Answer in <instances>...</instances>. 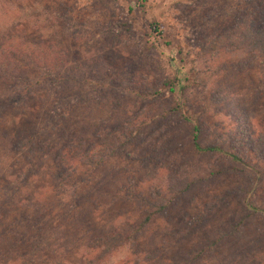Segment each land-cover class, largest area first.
<instances>
[{
  "label": "rangeland",
  "instance_id": "obj_1",
  "mask_svg": "<svg viewBox=\"0 0 264 264\" xmlns=\"http://www.w3.org/2000/svg\"><path fill=\"white\" fill-rule=\"evenodd\" d=\"M227 2L0 0V36L14 31L16 36L27 35L29 40L36 39L46 52V48L50 49L51 54L46 57L48 60L58 55L63 63L68 62L64 70L67 74L126 83L125 86L121 83L126 90L124 94L119 93L122 89L111 88L110 91L101 89L96 96L94 93L83 95V101L77 102L72 111L69 110L70 113L66 111L68 116L61 125H78L86 129L89 124L100 120L114 122L117 116L111 111L112 106L114 109L119 105L122 110L126 107L129 115L137 114L138 124L146 122L145 127H149L146 128L145 138L138 139L128 153L111 159L96 171H82L65 186L60 182L56 185L49 155L29 158L4 147L14 136L13 133L35 129L49 148H55L60 137L48 123L46 112L52 108L51 103H40L36 96L24 103H16L5 116L0 115V206L7 209L2 211L0 223L8 229L6 237L11 240L17 237L12 230V226L17 225L16 220H28L20 224L22 228L31 220H40V216L47 221L67 222L72 220L67 215L75 209L82 215L87 213L85 218L89 220H114L118 223L133 220L137 205L124 203L119 196H115L123 182L127 183L126 176L135 175L141 167L136 159L143 154L148 159H157L165 152L167 155L175 153L172 156L175 161L180 156L176 152L181 150L182 154L188 152L184 165L195 168L196 179L206 178L204 175L214 169L233 167L234 171L230 173L232 176L215 183L205 182L194 189L184 197V204L172 210V219H158L160 221L148 232L149 237L158 229H168L171 224L182 220L185 210L193 216L207 211L204 207L214 203L213 197L223 196L221 194L228 190L241 193V197L235 194L228 203L221 204L207 217L213 226L224 225L229 220H264L263 212H253L246 206L250 203L264 210V174L263 179H257V174L264 172V98H258L257 94L263 80L259 68L252 59H249L252 65L247 72L234 68L231 64L246 61L247 55H216L203 50L204 46H200L196 39L199 30L211 33V29L216 28L218 20L225 17L223 13L228 10ZM237 3L234 2L235 6ZM40 58L45 60L41 55ZM181 68L185 70L188 86L181 100L168 92L148 97L149 90L162 91L163 82L177 76ZM40 74L35 72L33 76ZM0 90L3 91L4 87ZM69 91L65 93L67 96L75 95ZM135 91L141 94H135ZM175 108L200 120L205 145L218 144L231 151L242 152L250 158L253 169L247 167L245 172H238L236 169L240 165L221 155L192 156L188 150V136L192 128L189 123L183 124L174 118L160 120L162 123L153 121L162 114L169 116ZM23 115V120L15 121L16 117L22 118ZM164 174L165 177L170 175L167 170ZM21 176L25 183L22 181L19 186L15 181L20 179H15ZM85 180L91 181L83 182ZM107 182L112 185H105ZM85 183L88 184L86 187ZM77 188L90 202L83 201L82 205L78 203L71 207L69 197L77 192ZM12 197L17 200L16 203L11 202ZM21 199L25 201L21 202ZM94 199L99 203L96 200L92 202ZM53 224L56 227L59 223L54 221ZM50 226H46L47 231L43 232L46 238L43 254L49 257L46 261L41 259L39 264H63L61 257L64 251L60 247L63 235L58 232L56 236L48 237ZM31 237L40 239L41 232L36 231ZM195 238L198 239V236ZM128 255V247L121 248L110 257L109 264H124ZM258 256L263 258L264 264V251Z\"/></svg>",
  "mask_w": 264,
  "mask_h": 264
},
{
  "label": "trees",
  "instance_id": "obj_2",
  "mask_svg": "<svg viewBox=\"0 0 264 264\" xmlns=\"http://www.w3.org/2000/svg\"><path fill=\"white\" fill-rule=\"evenodd\" d=\"M227 1L228 10L223 13L225 17H217L220 18L218 25L211 29V33H206L209 32L208 29L206 32L199 30L196 39L200 46H204L203 50L216 55L223 53L247 55L246 61L231 64L241 71L247 72L251 67L252 63L249 59H252L253 63L256 62L263 79L257 94L258 98H264V0ZM235 1L238 2L237 6L234 4ZM132 29L130 23V31ZM46 50L47 52L36 39L29 40L27 35L16 36L14 31L0 36V88L4 87V92L0 90V96L3 95V98H0V115L5 116L16 103H24L27 99L38 96L40 103L48 101L52 105L46 114L48 123L52 130L58 133L60 142L55 148H49L44 138L34 129L26 133H13L14 136L4 147L14 154L28 155L29 158L41 154L49 155L56 185L60 182L67 186L82 171L86 169L96 171L111 159L128 153V149L132 148L138 139L145 138L146 128L149 127H145L148 124L146 122L138 124L136 120L138 115H129L130 112L126 107L122 110L119 105H115L114 109L112 106L111 111L117 116L114 117V122L100 120L98 123L89 124L86 129L78 125H61L62 120L68 116L67 112L72 111L74 105L83 101V95L90 96L94 93L96 96L101 89L110 91L111 88L122 89L118 92L124 94L126 90L121 83L124 86L126 83L114 80L104 82L85 75L67 74L64 70L68 62L63 63L62 58H57L58 55L48 60L47 54L51 53L50 49L46 48ZM60 53L66 57L63 51ZM40 55L45 60H42ZM35 72L41 74L33 76ZM186 79L185 70L181 68L177 76L163 82L162 91L149 90L148 97L160 96L168 92L181 100L188 87ZM68 90L73 91L75 95L67 96L65 93ZM134 93L141 94L140 91ZM177 109L179 108L169 112V116L162 114L159 119L153 121L162 123L160 120L174 118L180 123H189L192 128L188 136V150L192 156L221 155L240 165L239 169H236L238 172H245L247 167L253 169L250 158L244 153L231 151L218 144L205 145L202 141L200 120L190 117L184 110ZM24 117L25 115L22 118L16 117L15 121L23 120ZM170 123L173 124V120ZM148 139L150 141L149 136ZM181 152L183 150L176 152L180 153V156L175 161L172 160L175 153L167 155L165 152L157 159H148L144 154L136 159L141 165L139 171L137 170L135 175L126 176L127 183L123 182L115 196H119L124 203L137 205V213L133 220L119 223L114 220L107 222L89 220L85 218L88 216L87 213L83 212L82 215L75 209V213L70 212L67 215V218L72 219L67 222L47 221L40 216V220H31L25 228H22L20 224L23 225L28 220H16L18 226L13 225L12 230L17 237L15 236L13 240L6 237L5 233L8 229L4 223H0V264H39L41 259L48 260L49 256L43 254L45 253L43 246L46 242L43 232L47 231L49 225H51V234H47L48 237L56 236L58 232L63 235L60 246L64 251L61 257L63 264H109L110 257L124 247H128L129 250L124 264H256L257 262L263 264V258L258 255L264 251V220H229L228 223L215 227L211 224V220L207 219L214 210L221 204L228 203L235 194L241 197L239 192L228 190L221 194L223 196L213 197L214 203L206 205L204 209L207 211L198 215L193 216L190 211L185 210L182 220L171 224L168 229H158L154 235L148 236V232L160 221L158 219L163 217L172 219V210L184 204V197L191 194L194 189L205 182L215 183L223 180L234 171L233 167L214 169L204 175L206 178L196 179L195 168L184 165L188 152L186 151L185 154ZM164 170L170 173L168 177L163 175ZM263 174L264 172L257 174L259 181L263 179ZM23 179L21 176L15 179L18 180L15 182L21 186L20 182L25 183ZM154 181L159 183L153 184ZM108 184L112 185L110 182L105 183L109 186ZM87 185L85 183L84 187ZM76 191L69 197L71 207H75L78 203L82 205L83 201L90 202L87 196L78 191V188ZM16 201L15 198H11L12 203ZM243 201L245 202V199ZM96 202L99 203L97 200ZM246 206L253 212L264 213L262 208L250 203ZM1 207L0 217L3 216L2 211H7L6 208ZM24 217L26 218V215ZM54 221L59 223L56 227ZM36 231L41 232L40 239L31 237ZM196 236L198 239L195 238ZM75 256L77 258L74 260Z\"/></svg>",
  "mask_w": 264,
  "mask_h": 264
}]
</instances>
